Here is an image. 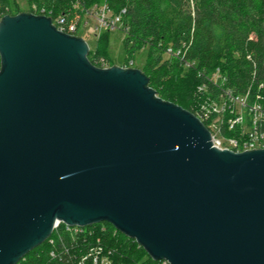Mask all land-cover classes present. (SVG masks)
<instances>
[{"label": "water", "instance_id": "water-1", "mask_svg": "<svg viewBox=\"0 0 264 264\" xmlns=\"http://www.w3.org/2000/svg\"><path fill=\"white\" fill-rule=\"evenodd\" d=\"M33 14L0 21V264L109 223L169 264H264V150L213 146L138 69Z\"/></svg>", "mask_w": 264, "mask_h": 264}, {"label": "trees", "instance_id": "trees-1", "mask_svg": "<svg viewBox=\"0 0 264 264\" xmlns=\"http://www.w3.org/2000/svg\"><path fill=\"white\" fill-rule=\"evenodd\" d=\"M28 4L24 13L15 1L0 0V21L6 16L31 14L33 6L45 9L53 19L83 17L82 10L104 4L112 16L126 10L121 19L126 32L124 65L134 63L138 51L148 48V61L141 72L149 87L163 101L189 112H195L198 104L195 90L199 85L206 83L210 94H217L207 79L218 70L227 78L226 87L236 94H244L249 87L256 93L264 83V0H28ZM101 41L97 40L88 59L97 68L101 61L112 67L100 51ZM170 49L183 50L184 59L168 55ZM186 62L192 66L186 68ZM63 228L51 236L52 245L45 241L20 264H79L96 238L113 251L112 264H159L109 223L93 227L95 235L87 231L86 235L71 236Z\"/></svg>", "mask_w": 264, "mask_h": 264}, {"label": "built area", "instance_id": "built-area-1", "mask_svg": "<svg viewBox=\"0 0 264 264\" xmlns=\"http://www.w3.org/2000/svg\"><path fill=\"white\" fill-rule=\"evenodd\" d=\"M32 10L31 14L35 16L50 18L46 15L45 9L40 10L38 7L33 6ZM82 12H84L83 17L77 14L72 19L64 15L50 19H52L53 26L59 32L79 37L83 19L86 17L97 20L99 24L95 28L97 31H113L118 25H121L122 16L126 14V10H122L120 15L112 16L105 4L100 8L95 7L86 11L82 10ZM167 54L179 57L182 60L185 57L184 51L180 49L177 51L170 49L167 51ZM101 63L100 69L111 68L104 61H101ZM133 64L131 62L128 66L124 65L121 68L132 69ZM185 65L186 68L192 66L189 62H186ZM215 77H218L219 81H215ZM207 81L213 86L217 94L215 96L210 94L208 84L203 83L199 85L195 90V94L200 109L197 112L191 113L209 131L213 146L219 150H228L234 153L264 150V83L259 85L256 93H253L252 88L249 87L241 95L226 87L227 78L219 70L212 77L208 78ZM61 226L64 227V232L71 236L86 235L87 231L93 235L96 233V230L92 229L93 227H72L63 223L57 224L53 233L58 235ZM95 240L92 245H87L88 247L79 260V264H112L111 256L113 251L106 249L100 238H96ZM132 240L141 247L136 240ZM47 241H49L50 245L54 243V239H51V237ZM158 262L159 264H169L166 260Z\"/></svg>", "mask_w": 264, "mask_h": 264}, {"label": "rangeland", "instance_id": "rangeland-1", "mask_svg": "<svg viewBox=\"0 0 264 264\" xmlns=\"http://www.w3.org/2000/svg\"><path fill=\"white\" fill-rule=\"evenodd\" d=\"M17 4L21 12H27L29 10L28 0H12ZM81 31L79 37L84 39L90 48V51H95L97 47V40L100 38L102 44L100 46L101 53L106 57L112 67H122L127 58L126 50V32L121 25L108 33H104L106 30L97 31L95 28L99 25L97 20L91 17L83 19ZM87 25V26H86ZM149 50L148 48H142L135 56V62L132 69L142 70L148 61ZM215 81H219L218 77H215ZM200 105L197 104L195 111H199ZM103 224V223H102Z\"/></svg>", "mask_w": 264, "mask_h": 264}]
</instances>
